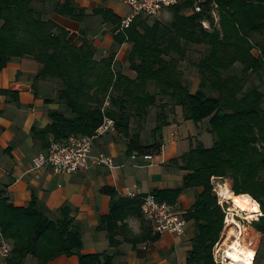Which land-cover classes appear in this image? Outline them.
Listing matches in <instances>:
<instances>
[{"label":"trees","instance_id":"obj_1","mask_svg":"<svg viewBox=\"0 0 264 264\" xmlns=\"http://www.w3.org/2000/svg\"><path fill=\"white\" fill-rule=\"evenodd\" d=\"M37 1L48 0H0V73L14 59L31 58L43 67L36 80L59 82L56 101L63 110L50 112L52 123L34 130L43 149L48 150L52 141L92 136L105 118H111L115 133L127 142L129 156L161 152L163 130L169 125L167 108L179 106L184 119L197 126L208 120L214 138L211 147L198 144L172 161L187 172L182 186L153 192L158 200L176 205L188 189L202 188L185 213L196 228L186 264H217L214 250L226 227V212L213 178L231 180L235 195H250L260 204L262 215L251 227L264 237V0H180L167 9L173 14L170 22L139 16L124 32L114 13L95 12L118 24V46L132 44L128 63L135 78L123 72L114 54L98 60L88 39L74 41L67 29L46 20ZM53 5L56 14L76 22L88 16L75 0ZM195 46L203 50L193 62L190 48ZM188 61L200 78L194 94L181 67ZM155 108L153 142L144 146L141 132ZM103 192L111 197V211L101 219L99 230H108L111 246H116L125 220L131 215L143 219L142 198H122L112 188ZM58 213L52 218L35 196L27 207H16L6 192L0 193V231L12 245L9 264H24L28 257L49 264L73 255L80 264H113L106 253L83 254V234L72 210L64 206ZM144 223L142 240H159Z\"/></svg>","mask_w":264,"mask_h":264},{"label":"crops","instance_id":"obj_2","mask_svg":"<svg viewBox=\"0 0 264 264\" xmlns=\"http://www.w3.org/2000/svg\"><path fill=\"white\" fill-rule=\"evenodd\" d=\"M54 1L57 0L36 2L46 20H52L67 29L74 41L81 37L88 39L97 49L98 60L114 54L123 72L132 78L136 77L128 63L132 44L127 42L118 46L114 39L118 24L105 21L101 15L95 14L99 10L110 11L122 20L130 10L126 0H75L87 12L88 16L83 22L56 14L53 10ZM64 2L61 0V3ZM254 54L258 56L259 51L255 50ZM42 68L39 62L31 58L14 59L0 73V193L6 192V197L16 207H27L35 196L47 207L52 218L59 217L58 211L62 207H69L83 234V254L106 253L113 257V264H186L196 231L193 223H188L183 236L171 233L160 235L143 213V219L131 215L115 238L118 245L111 246L109 231L99 230L101 219L111 211V197L103 189L112 188L122 198L137 199L129 197L128 193L144 196L157 190L182 186L187 172L173 165L172 161L189 152L192 147L204 145L206 134L211 135L214 141L209 132V121L196 126L184 119L181 107L171 105L167 108L169 125L163 130L161 152L129 156L127 142L117 133H112L97 140L93 152L111 156L115 162L114 168L93 166L74 174L47 169L36 175L30 172L33 159L45 150L35 137L34 130L47 128L52 123L50 112L63 110L56 101L59 82L35 79ZM188 81L191 93H196L200 85L199 75H190ZM156 110H152L141 132L144 146L152 144L149 139L145 140L144 132L157 125ZM188 138L190 141H187ZM212 145L213 142L205 146ZM145 155L153 156L154 160H145ZM201 191L202 188L188 189L173 206L186 213ZM143 223L148 232L152 230L154 235H160L159 240H142L146 234ZM3 240L0 231V242ZM134 240L136 243H133ZM0 264H9L8 258L0 256ZM24 264L39 263L33 257H28ZM49 264H80V261L78 255L61 256Z\"/></svg>","mask_w":264,"mask_h":264},{"label":"built area","instance_id":"obj_3","mask_svg":"<svg viewBox=\"0 0 264 264\" xmlns=\"http://www.w3.org/2000/svg\"><path fill=\"white\" fill-rule=\"evenodd\" d=\"M180 0H126L129 7V13L121 20L120 30L129 29L134 20L139 16L160 17L169 8L174 7ZM197 11H201L198 7ZM216 22L219 21L217 13L214 11ZM206 28L210 27L208 22H204ZM264 63V58H263ZM115 121L111 118H105L103 124L92 136H72L67 141H52L48 150L37 154L32 162L30 172L39 175L47 169H55L61 173L74 174L79 171H85L93 166L115 167L114 159L105 154H94V144L100 138L115 133ZM136 156V155H135ZM147 161L154 160L151 155H145ZM218 180L213 178V182ZM129 197L142 198L141 210L146 220L152 223L157 234L171 233L177 236H183L188 227L185 213L177 210L173 205L157 199L153 194L139 195L128 193ZM220 205L225 209V201H220ZM230 210V209H228ZM226 212L225 225L228 226V212ZM221 251L225 252L221 246V240L216 244L214 257L217 264H229L230 260ZM12 255V245L9 241L0 242V256L9 258ZM257 256V253L256 255ZM256 260L253 259V261Z\"/></svg>","mask_w":264,"mask_h":264},{"label":"rangeland","instance_id":"obj_4","mask_svg":"<svg viewBox=\"0 0 264 264\" xmlns=\"http://www.w3.org/2000/svg\"><path fill=\"white\" fill-rule=\"evenodd\" d=\"M172 16H173L172 12L170 10H167V11H165L162 14V16L160 18H154V19H152V21L158 19V20H161V21H163L165 23H168V22H170L172 20ZM202 50H203V48L202 47H198V46H195V47H191L190 48V58H192V61L193 62L196 61L197 59H199L202 56V54H201ZM181 67L183 68V71L185 73V76L188 77V79H189V76L190 75H192V76H197L198 75L197 69L189 61L183 63ZM155 113H156V111H155ZM153 119H155V116L153 117ZM156 126H154V128ZM153 129H148V130H146L144 132V136H146L145 140H148L149 139L150 141L153 142V139H152V131H153ZM187 141H190V139L188 138ZM212 142H213L212 141V136L209 135V134H206L205 141H204V146L205 145H211ZM151 164H152V162H151ZM213 183L215 185V192L217 193L219 200L226 202L225 209L228 212L229 219L237 220L240 223L241 229H239V230L242 231V234H243V229H244L243 226L246 227L245 236L244 237H241L242 238V241H243V244H245L246 246H249L250 248H253L255 250V252H257V255H259V258H258L256 264H264V237H262L260 234H258L251 227V223L254 220H257L258 218H256V219H248L247 218L248 216L245 213L240 212L238 209H236L231 201H227V200L223 199L220 196V194H219L220 187L222 185L227 184L231 188V185H230V184H232L231 181L229 182V180H226V179L223 180L222 179V180H215V182H213ZM228 209H230V210H228ZM253 231L256 232V233H254ZM256 234L258 235L257 238H256ZM234 238H236V237H230L228 227L226 226L225 229H224V232L222 234V237H221V246L223 247L224 251H225V248H227V246L225 244L226 243L227 244L230 243ZM224 254H225V252H222L221 251V255H224ZM225 256H226V254H225Z\"/></svg>","mask_w":264,"mask_h":264},{"label":"bare ground","instance_id":"obj_5","mask_svg":"<svg viewBox=\"0 0 264 264\" xmlns=\"http://www.w3.org/2000/svg\"><path fill=\"white\" fill-rule=\"evenodd\" d=\"M219 194L223 199L231 201L240 212L245 213L248 219H256L262 215L260 204L250 195H235L227 184L220 187ZM227 227L230 237H236L230 243L225 244L227 246L225 248L226 257L230 260L229 264H255L253 259L257 252L243 244L242 231L239 230L241 229L240 223L237 220L229 219Z\"/></svg>","mask_w":264,"mask_h":264}]
</instances>
